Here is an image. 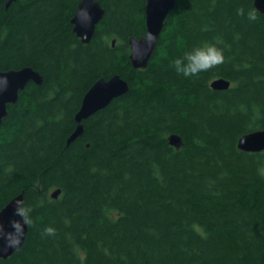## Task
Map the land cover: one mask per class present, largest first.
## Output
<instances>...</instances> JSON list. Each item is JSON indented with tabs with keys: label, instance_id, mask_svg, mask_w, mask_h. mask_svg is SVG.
I'll return each instance as SVG.
<instances>
[{
	"label": "trees",
	"instance_id": "1",
	"mask_svg": "<svg viewBox=\"0 0 264 264\" xmlns=\"http://www.w3.org/2000/svg\"><path fill=\"white\" fill-rule=\"evenodd\" d=\"M80 1L0 0V71L44 78L0 125V211L23 194L28 221L0 264H264V150L238 147L264 130V14L254 0H177L140 69L129 39L146 33L147 0H97L89 43L71 22ZM205 45L223 62L178 73ZM114 75L129 90L69 142L86 92Z\"/></svg>",
	"mask_w": 264,
	"mask_h": 264
},
{
	"label": "water",
	"instance_id": "2",
	"mask_svg": "<svg viewBox=\"0 0 264 264\" xmlns=\"http://www.w3.org/2000/svg\"><path fill=\"white\" fill-rule=\"evenodd\" d=\"M15 0H6L8 7ZM177 0H147L146 4V33L140 38L129 39V58L134 68L144 69L149 64L164 28L168 14L174 9ZM255 8L264 14V0H254ZM105 14V9L97 0H81L71 20L74 32L84 43L93 38L97 24ZM116 40H113L115 45ZM43 76L32 67L0 71V125L7 116V108L19 98V93L29 82L43 84ZM211 86L217 90H225L231 82L224 78L213 80ZM129 84L119 75L109 79L97 80L83 97L81 107L75 116L76 129L69 142L81 136L83 121L107 107L115 98L125 94ZM181 138L173 134L170 142L178 146ZM238 147L244 151L260 152L264 150V130H255L244 134L238 141ZM60 189L52 193L57 198ZM23 206V194L13 198L0 211V259H6L18 251L24 244L28 233V221L24 216L17 215V208Z\"/></svg>",
	"mask_w": 264,
	"mask_h": 264
},
{
	"label": "clouds",
	"instance_id": "3",
	"mask_svg": "<svg viewBox=\"0 0 264 264\" xmlns=\"http://www.w3.org/2000/svg\"><path fill=\"white\" fill-rule=\"evenodd\" d=\"M240 14H243L242 9L240 10ZM248 15L249 19H256L255 12H250ZM223 59V53L220 49L213 45H205L202 48L195 49L193 52L186 53L183 60H175L174 66L178 73H183L185 76H192L221 64ZM184 60L187 61V64H184ZM16 214L26 217V212L21 207L17 208ZM46 231L51 233L53 230L49 228Z\"/></svg>",
	"mask_w": 264,
	"mask_h": 264
}]
</instances>
